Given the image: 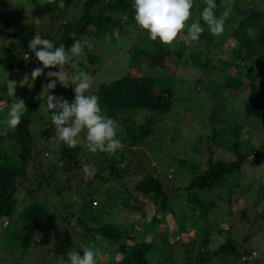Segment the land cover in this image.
<instances>
[{"label":"trees","instance_id":"obj_1","mask_svg":"<svg viewBox=\"0 0 264 264\" xmlns=\"http://www.w3.org/2000/svg\"><path fill=\"white\" fill-rule=\"evenodd\" d=\"M11 1L18 0H0V36L18 38L19 42L15 48L0 45V68L6 72L16 70L26 73L28 77L26 84H29L33 81L31 72L36 68L38 60L28 50V42L37 33L33 23L28 24L26 21L13 17L11 10L8 9ZM19 2L28 7L34 6L38 14L47 17L50 25H58L55 31L52 26H49L44 33V38L51 40L56 47L63 44L68 49L75 39L87 38L89 40L92 38L98 41H110L112 38L114 39V32L118 36L128 35L131 40L134 36L141 37L142 34L147 33L138 27L133 31L129 30L130 25H134V10L132 8L134 0H19ZM77 3L80 5L79 9L77 11L73 9L77 18H74V15L65 16L69 8H74L73 5H77ZM226 3L230 5V14L226 19L223 34L220 37L211 35L207 25L201 20L200 23L204 31L199 40L195 42L186 40L184 44L181 42V55L177 59L175 56L178 54L168 47L162 46L159 41L148 40L144 46L139 47L129 45L127 52L130 54L133 64L141 66L144 61L146 66L159 69L162 73L166 70L165 64L173 56L175 66L181 64L190 66L195 70L206 71V75L210 72L220 74L221 83L216 90L224 94L229 93L232 98L235 93L242 91L244 97L241 109L244 118L256 119L264 133V0H257V4L253 2L252 5L251 3L250 5L244 4V0H216L217 17L225 11ZM205 6V0H193L192 16L187 22L189 25L199 19ZM31 14L33 15L32 12ZM229 41L233 44L228 43ZM199 45L204 46L202 48L213 49L216 51L214 55L222 57V59H216L213 64V60L201 52L202 48H199ZM96 60L91 53L85 54L87 65H81V69L87 72L86 66L92 67ZM64 69L71 73L70 68L64 67ZM95 70L96 68L91 73L94 74ZM230 70H233V73H229ZM46 77L41 75L35 80L32 94L24 101L27 111L23 113L21 122L14 131L9 130L8 127L3 131L4 123L0 118V219L4 220L2 229L8 241L5 243L20 258L27 253L28 248L26 249V247H29L31 243H36L38 234L43 233L44 240L42 242L44 243L48 237V230L45 232V227L50 221L47 204L43 199V201H39L36 194L42 185L50 189L51 185L49 184L53 178H49V174L42 173L38 160L41 153L34 135L40 134L43 138L44 132H34L31 128L34 124V114L38 112L40 103L36 92L41 85L48 82ZM161 79L164 83L165 77L163 76ZM163 83L158 85L156 78L139 75L125 76L98 85L92 91V95L98 97L102 114L114 119L117 124L123 127L126 144L124 143V147L117 150L115 154L100 153L105 158L99 161L100 163L98 162L96 174L89 180L84 179L82 172L84 165L78 167L81 158L78 146L69 148L62 143L56 144L55 163L51 169L47 170L52 173L59 171L69 175V178L64 180V184L65 191L71 194L69 182L73 178L70 175L77 173L78 183H82L83 188L77 192L80 206L78 215L74 217V225L79 233L75 234L80 235L83 241L94 242L93 249L104 252L97 258L98 262L102 260L103 264H149L148 256L151 253H156L162 257L163 261L167 260L170 257V248L177 240L181 241V236L186 232L183 223L187 222V219L194 220L195 217L201 223H205L207 215L215 207L212 201L205 202L207 200L200 196L214 189L227 187L231 174L238 171L241 164L247 159L252 167L259 165L264 160V149H251L248 154L240 153L238 138L241 126L237 125L225 132V134L231 133L234 136L233 143L228 147L223 146L231 151L234 160L225 163L212 161L209 157L206 168L195 173L180 192L186 207L181 202L177 205L170 204L168 195L164 192V186L162 187L163 184L147 173L129 189L125 183L127 169L122 165L119 168L117 164L126 158L124 150L130 153L128 149L136 147L147 138L152 133V126L158 121V118L168 113L172 91ZM58 88H60L59 82H57L56 88L49 93L55 92ZM215 95L213 94V100L217 101ZM226 96H224V100L227 99ZM0 101L5 102L1 97ZM218 102L220 99L217 101V105L221 104ZM135 111L145 112V115L144 113L142 115V122L139 124L130 119ZM216 112L217 110L211 112L209 116V124L212 127L209 136L213 140L217 138ZM4 114L5 111L0 109V117H3ZM49 128L52 129L51 137L55 134V126L51 123ZM4 142L9 143L13 149L8 151L3 146ZM90 154L92 153L89 152ZM90 160L93 161V156H90ZM61 162H63V166H60ZM52 173L50 176H53ZM107 177L119 188L116 190L117 193L109 199L112 207L117 211L127 210L130 215V213H139L145 205L152 208L153 215L145 223V228L142 231L133 228L132 224L123 225L114 224L108 220L102 221V218L98 217L93 210L94 201L92 198L95 196H93L92 190L95 191L96 186L104 183ZM34 179L35 187H33ZM80 184H77L76 187H80ZM57 186V188L53 186V193L60 197L62 187ZM227 192L231 194L232 189L228 187ZM20 199L28 202H24L19 207ZM141 199L143 200L141 205L136 206L135 204ZM177 208L183 211L197 210V215L195 217L194 215H178L176 229L169 232L166 217L172 219L174 210ZM69 218H72V214H66L64 217L63 220L66 224H68ZM162 225L164 227H160ZM198 232H201L200 235L196 234L194 238H187L190 241L187 244V264H209L213 259L216 263L226 264V260L230 256L238 258L237 252L232 248V239L229 236L224 237L222 244H219L215 249L207 251L210 232L205 227L200 228ZM147 235L151 237L148 241L143 239V236ZM216 235L221 236L222 231L217 232ZM195 238H197L196 241L193 240ZM51 242V247L47 249V254H50V264H58L59 258L66 259L67 254L71 251L80 252L82 255L83 247H91L90 244L77 245V247L66 229L63 230L61 237L55 239L52 237ZM157 242L160 245L159 248L155 245ZM181 246H184L183 241H181ZM195 248L199 249L197 253L194 252ZM33 250L35 249L33 248Z\"/></svg>","mask_w":264,"mask_h":264},{"label":"rangeland","instance_id":"obj_2","mask_svg":"<svg viewBox=\"0 0 264 264\" xmlns=\"http://www.w3.org/2000/svg\"><path fill=\"white\" fill-rule=\"evenodd\" d=\"M253 2L257 4V0H244V4L246 5H250V3L252 5ZM78 3L77 5H73L74 8L70 7L65 16L74 15L73 17L77 18L74 10L77 11L79 9L80 5ZM9 5L8 9L11 10L13 17L24 22L26 21L28 24L33 23L37 35L44 38L45 30L47 27L52 26L49 24L45 15L38 14L34 6L28 7L21 4L19 0L11 1ZM22 16L23 18H21ZM57 26H52L53 31L58 28ZM136 27L134 21V25H130L129 30L133 31ZM186 36L187 29L174 42V46L168 47L171 51L178 54V56H175L176 59L181 55L180 43L182 42L184 44L186 42ZM113 37L114 39L112 38L110 41H98L89 38L92 47H85L82 55L71 57L69 62L63 66V70L69 76L73 73L85 72V70L81 69V65H87L85 54L91 53L94 55V59H97L95 64L92 67L86 66L87 72H85L93 77L89 95H92V91L98 85L125 76H152L156 78L158 85L163 83L161 78L163 76L165 77L163 85L172 91L171 106L168 113L158 118V121L152 126V133L147 138L136 147L128 149L130 153L124 150L126 158L117 164L119 168L122 165L127 169L125 183L129 189L147 173V175L153 176L163 184L162 187L164 186L163 189L168 195L170 204L177 205L179 202L183 204V198L180 196L181 190L186 187L195 173L206 168V162L209 157H211L212 161L225 163L234 160L231 151L225 148L232 144L235 139L231 133L225 134L233 126H241L238 138V147L241 154H248L251 149H264V133L260 128L259 122L254 118L246 119L242 114L241 103L244 93L242 91L235 93L232 98L229 93L224 94L216 90L221 83L220 74L210 72V74L206 75V71L195 70L190 66H184L182 64L175 66V58L173 56L165 64L166 70L163 73L159 69L146 66L144 61L141 63V66L139 64H133L127 48L129 45L137 47L144 46L150 40L148 34L144 33L141 37L134 36L133 40H131L128 38V35L118 36L114 32ZM18 42V38L13 39L0 36V45L3 47L15 48ZM187 42L189 41L187 40ZM198 47L202 48L204 46L199 45ZM201 52L211 58L213 64H215L216 59H222V57L214 55L216 51L213 49L202 48ZM36 67L42 68L43 65L37 61ZM64 67L70 68L71 73H68ZM95 68V73L92 74V70ZM53 70L54 72L59 71L58 68L44 69L42 75L47 76V73ZM229 73H233V70H230ZM25 76H27L26 73L16 70L6 72L0 68V97L5 101H0V109L5 111L3 117H0L4 123L3 131L7 127L5 120L8 118L7 114L10 111L13 100L22 99L25 101L32 94L35 81L26 84L28 81L26 82L27 78L25 79ZM42 86L36 92L40 103L38 112L34 114V124H32L31 128L34 132H44L43 138L40 134L34 135L41 153L38 160L40 161L42 173L45 175L49 174L48 177L53 178V181L49 184L51 185L49 186L50 189L42 185L40 191L36 194L39 197V201L45 200L47 204L50 221L45 227V232L48 230V237L44 243L42 242L44 240L42 238L43 233L38 234L36 243H31L29 247H26V249L28 248L27 253L20 258L5 243H8V241L2 229L4 220L0 219V264H50V254H47V249L51 247V239L52 237L54 239L61 237L65 229L69 232L70 238L76 246L90 244L89 246L93 248L95 244L94 242L83 241L80 235L75 234L79 233V230L74 225V217L78 215L80 206V198L77 196V192L83 188V184L78 183L77 173L70 175L73 178L69 182L72 191L71 194L65 191L64 184V180L69 178V175L62 174L59 171H54L53 173L47 171L55 163L54 151L57 145L49 140L50 134L52 133V129L49 128V125L52 123V112L46 107L47 92H42ZM48 94L57 97L63 96L64 99L71 102L75 95L74 85L70 84L68 88L60 85V88L55 92ZM213 94H216V100L219 101L220 99L221 104L218 102L219 105H217V101L213 100ZM224 96L227 97L226 100H224ZM215 110H217L215 114L217 138L213 140L209 136L210 128H212L209 124V116ZM143 113L145 115L144 111L142 113L135 111L130 116V119H133L135 123L139 124L142 122ZM117 133V138L121 140L124 147V129L119 124ZM83 143L82 134L81 144L78 145L81 154L78 167L91 164L97 170L98 162L104 160L105 157L99 152L89 155ZM3 146L8 151L13 149L6 142L3 143ZM44 153H46L45 155L47 157H44ZM90 156H93V161L90 160ZM51 173L53 176H50ZM106 179L104 183L96 186L95 191L92 190L93 196H95L92 198L94 201L93 210L97 216L102 218V221L108 220L114 224H132L133 228L142 231L145 228V223L153 215L152 208L145 205L139 213H130V215L127 210L117 211L112 207L109 199L117 193L116 190L119 188L109 177ZM35 184L36 181L34 179L33 187H35ZM77 184H80V187H76ZM57 185L62 187L60 197L53 193L54 187L57 188ZM228 187L232 189L231 194L227 192ZM200 197L207 200L205 202L212 201L215 205L207 215V222L204 221L205 223L202 222V224L200 220L196 219L195 215H197V210L183 211L178 208L175 209L173 213L175 217L173 216L172 219L168 216L166 217V225L169 228V232L176 229L175 225L178 224V215H194L195 217L194 220L189 221L187 219L188 221L183 223L184 228H186L185 234L181 236V241H183L184 246L182 247L181 241L177 240L170 248V257L164 261L156 253H151L148 256L149 264H187V244L190 242L187 238L191 239L196 234L200 235L201 232L198 231L204 227L211 235L210 243L206 247L207 251L213 250L219 244H222L223 238L226 236L232 239V248L237 252L238 258L235 259L230 256L226 260V264H264V160L259 165L252 167L247 159L246 162L241 164L238 171H234L231 174L227 187L214 189L209 193L202 194ZM141 201L143 200H139V204L137 203L135 205L140 206ZM24 202L28 201H21L20 199L19 207ZM183 205L186 207V203ZM69 206L70 209L68 210ZM66 214H72V218L68 219V224L63 220ZM160 227H164V225ZM180 230L185 231L184 229ZM219 231H222L221 236L216 235ZM150 238L148 235L143 236V239L147 241ZM193 240L196 241L197 238ZM155 245L157 248L160 246L158 242ZM198 250V248H195L194 252L197 253ZM250 252H254L255 257L250 260V263H245L243 258H246ZM99 254L101 256L104 252H99ZM101 263L103 264V261L99 260L98 264ZM209 264L219 263H216L213 259Z\"/></svg>","mask_w":264,"mask_h":264},{"label":"clouds","instance_id":"obj_3","mask_svg":"<svg viewBox=\"0 0 264 264\" xmlns=\"http://www.w3.org/2000/svg\"><path fill=\"white\" fill-rule=\"evenodd\" d=\"M205 4L199 19L190 25L187 22L192 16L193 0H134L132 8L136 26L146 31L152 42L159 41L167 48L174 46V42L185 29V39L198 41L204 31L201 20L207 25L211 35L220 37L223 34L226 19L230 14V5L226 3L225 11L217 17L216 0H205ZM85 47H92L88 39H75L71 47L66 49L63 44L56 47L51 40L35 35L28 42V50L43 67L33 69L31 79L35 81L43 74L44 69H59L58 72L49 71L46 77L48 82L42 86V92H47L46 107L52 112L51 120L55 126V134L49 138L50 142L76 148L81 144L83 134V146L88 152L112 155L122 149L123 144L117 138V122L102 114L97 96L88 94L92 88L93 77L82 71L69 76L63 70V66L71 57L82 55ZM26 78L28 77L25 76ZM57 81L64 88H68L70 84L74 85L75 95L71 102L63 96L48 94L56 88ZM25 111L27 107L24 100L14 99L5 120L9 130L16 129ZM44 157L47 156L44 154ZM60 166H63V162ZM96 171L93 165L85 164L82 169L84 179L93 178ZM99 255L97 250L85 246L82 255L80 252L71 251L66 259L60 257L58 264H98Z\"/></svg>","mask_w":264,"mask_h":264},{"label":"built area","instance_id":"obj_4","mask_svg":"<svg viewBox=\"0 0 264 264\" xmlns=\"http://www.w3.org/2000/svg\"><path fill=\"white\" fill-rule=\"evenodd\" d=\"M168 177H170V175H168ZM255 257V253L254 252H250L249 255L246 258H243L244 262H250L251 259H253Z\"/></svg>","mask_w":264,"mask_h":264}]
</instances>
